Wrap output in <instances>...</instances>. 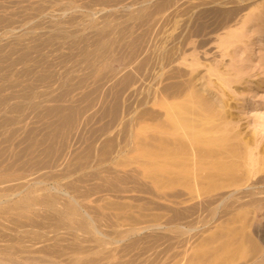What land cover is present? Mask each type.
<instances>
[{
    "label": "rangeland",
    "instance_id": "1",
    "mask_svg": "<svg viewBox=\"0 0 264 264\" xmlns=\"http://www.w3.org/2000/svg\"><path fill=\"white\" fill-rule=\"evenodd\" d=\"M170 1L0 0V251L5 256L20 248L24 256L35 249L34 257L64 252L50 258H56L53 264L166 263L172 251L164 246L143 250L140 243L151 239L149 231L138 237L107 226L135 209L117 205L133 207L150 197L137 193L133 153L126 160L117 148L128 138L127 126L132 129L133 101L153 82L152 59L154 65L171 34L179 39L188 34V59L196 53L203 63H219L230 73L237 68L241 79L234 85L248 89L247 99L264 94L256 87L264 79V46L254 32L264 22L251 20L239 28L249 9L264 0ZM236 29L241 39L231 55L222 56L220 38ZM199 41L206 45L197 48ZM177 61L173 65L180 67ZM258 101L260 116L241 120L240 126L264 139V96ZM123 106L131 107L127 115ZM87 216L106 238L82 225Z\"/></svg>",
    "mask_w": 264,
    "mask_h": 264
},
{
    "label": "bare ground",
    "instance_id": "2",
    "mask_svg": "<svg viewBox=\"0 0 264 264\" xmlns=\"http://www.w3.org/2000/svg\"><path fill=\"white\" fill-rule=\"evenodd\" d=\"M251 20L258 25L264 22V2L249 9L240 30ZM174 21L171 33L177 20ZM237 30L220 38L218 48L222 56L231 55L241 39ZM254 32L256 43L264 46V25ZM183 35L179 39L178 35L171 34L166 51L157 58L152 56L156 58L154 65L151 61L155 72L149 79L153 82L147 93L138 96L134 106L131 104L134 107L133 115L129 114L132 129L126 123L130 133L127 135L128 129H125L123 136L128 138L117 148L120 156L133 153L130 164L135 165L132 170L137 189L133 188L150 197L147 199L145 195L146 200L133 207L127 203L117 205L119 209H135L114 217L115 221L111 219L107 226L117 234L129 232L138 237L149 231V241L136 239L143 242L138 241L143 250L160 246L165 251L171 250L165 264H264V139L240 126L241 120L253 115L255 121L260 116L256 109L264 94L247 99L248 89L234 85L241 79L237 68L230 73L219 63H203L196 53L188 59L185 53L188 34ZM204 45L202 41L195 44L197 48ZM176 61L180 67L173 65ZM169 65L172 68L165 69ZM258 82L262 85L256 84V87L264 90V79ZM126 107L124 112L128 110ZM92 218L87 216L82 225L92 227L96 234L106 238L108 234L96 229ZM20 250L10 248L6 253L9 256L1 250L0 264H24V259L29 264L36 261L53 264L56 258L64 256V252L59 256L54 249L53 254L39 249L48 252L50 258L56 257L52 261L47 256H31L35 249L28 251L30 256H27L29 253L24 256L27 252L23 249L24 258L18 260L22 255ZM16 252L20 254L18 258L13 257ZM75 260L64 261L66 264Z\"/></svg>",
    "mask_w": 264,
    "mask_h": 264
}]
</instances>
